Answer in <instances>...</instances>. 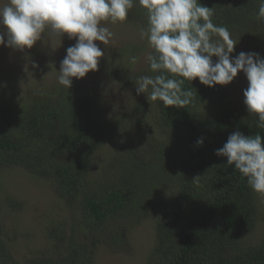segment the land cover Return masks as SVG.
I'll return each mask as SVG.
<instances>
[{
    "label": "trees",
    "instance_id": "obj_1",
    "mask_svg": "<svg viewBox=\"0 0 264 264\" xmlns=\"http://www.w3.org/2000/svg\"><path fill=\"white\" fill-rule=\"evenodd\" d=\"M199 3L213 8L214 24L227 27L232 37L242 33L240 40L264 57L260 0ZM126 21L146 28L145 10L134 4ZM122 53L113 57L109 74L127 90L128 107L111 119V127L100 124L95 96L76 83L22 93L0 86V170L19 169L47 184L71 214L70 222L45 227L49 246L26 264H93L99 245L126 253L127 234L148 219L154 236L144 264H264V232L255 234L258 194L214 154L234 131L259 133L264 141L257 117L230 100V85L208 88L198 80L182 86L195 90L182 109L148 100L147 93L137 94L136 81L153 73L147 63L134 72ZM109 129L125 139L97 167ZM134 130L135 144L128 140ZM3 207L19 212L23 205L4 196ZM4 222L0 215V264H19Z\"/></svg>",
    "mask_w": 264,
    "mask_h": 264
},
{
    "label": "clouds",
    "instance_id": "obj_2",
    "mask_svg": "<svg viewBox=\"0 0 264 264\" xmlns=\"http://www.w3.org/2000/svg\"><path fill=\"white\" fill-rule=\"evenodd\" d=\"M134 4L147 16L140 36L152 49L144 60L153 73L137 79V94L147 93L148 100H158L165 108L182 109L193 97L194 89L182 87L186 81L198 80L208 88L227 86L242 72L247 80L243 103L249 115L257 117L256 127L264 130V57L244 51L233 57L237 42L227 27L213 23V8L199 0H8L0 6V45L31 49L46 31L60 43L63 36L75 39L57 71L58 84L69 89L73 79L98 71L105 55L98 45H109L114 36L105 22L126 21ZM257 19L264 20V0ZM130 62L136 63L137 57H130ZM38 67L32 63V68ZM203 142L201 137L195 143L199 147ZM214 154L226 158L251 190L264 196V141L259 133L245 136L234 131Z\"/></svg>",
    "mask_w": 264,
    "mask_h": 264
},
{
    "label": "rangeland",
    "instance_id": "obj_3",
    "mask_svg": "<svg viewBox=\"0 0 264 264\" xmlns=\"http://www.w3.org/2000/svg\"><path fill=\"white\" fill-rule=\"evenodd\" d=\"M8 0H0V6ZM114 33L109 45L99 44L105 55L99 61L98 71L89 72L82 79H73L72 83L81 85L89 90L100 104L102 115L100 124L111 127V119L127 109V90L122 89L109 74L111 62L116 54H126V59L132 55L137 57V62L131 64L132 70L137 72L144 68V57L150 53L147 38H141L140 29L127 21L112 24L105 22ZM2 31V29H0ZM236 46L232 53L234 57L239 52H254L253 47L247 41L240 40L242 33L232 37ZM75 39L69 40L67 36L60 39L49 31L31 49L24 51L15 50L0 45V86L3 89L13 88L18 93L26 92L30 88L45 90L58 84L60 62L66 55V49L75 44ZM98 43V42H97ZM35 62L39 67L32 68ZM229 98L232 102L245 107L243 103V90L247 87L244 74L238 73L229 84ZM246 108V107H245ZM108 142L101 153L96 155L97 167L103 162L109 161L118 145H122L123 136L112 133L109 129ZM137 132L134 130L128 137L135 144ZM99 159V160H98ZM4 196H11L22 203L19 212L9 211L3 207L0 211L4 219L3 230L9 238V249L19 264H26V260L33 253L46 250L49 246L43 231L51 221L70 222V212L63 208V204L56 199L50 187L41 181H37L22 170H0V201ZM260 220L256 236L264 232V196L258 194ZM153 221L148 219L132 230L126 236L128 251L126 253L113 252L108 247L99 245L93 264H144L147 254L153 243Z\"/></svg>",
    "mask_w": 264,
    "mask_h": 264
}]
</instances>
